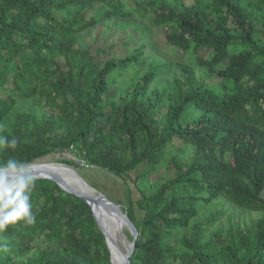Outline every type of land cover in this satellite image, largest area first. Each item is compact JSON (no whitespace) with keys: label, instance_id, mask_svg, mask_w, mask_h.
Here are the masks:
<instances>
[{"label":"trees","instance_id":"obj_1","mask_svg":"<svg viewBox=\"0 0 264 264\" xmlns=\"http://www.w3.org/2000/svg\"><path fill=\"white\" fill-rule=\"evenodd\" d=\"M0 135V161L133 181L132 264H264V0H0ZM32 203L0 264H113L83 198L36 178Z\"/></svg>","mask_w":264,"mask_h":264},{"label":"water","instance_id":"obj_2","mask_svg":"<svg viewBox=\"0 0 264 264\" xmlns=\"http://www.w3.org/2000/svg\"><path fill=\"white\" fill-rule=\"evenodd\" d=\"M63 157L65 154H62ZM55 167H59L58 172L54 171H31L35 178L51 179L58 183L64 190L83 198L92 207L94 216L99 224L100 229L103 231L109 249L111 250V259L113 264L114 254L119 256L120 264H132L131 258L135 250L136 241L139 236L138 228L135 223L130 219L128 214L121 208V206L108 198L104 193L91 186L85 181L79 171L65 163H51ZM44 164L32 163L27 165L31 167ZM62 172V173H60ZM118 223V225H116ZM109 224L116 225L115 228L119 229V237L121 245L118 243L115 236L110 232ZM127 229L132 239L129 243L125 244L124 231Z\"/></svg>","mask_w":264,"mask_h":264},{"label":"clouds","instance_id":"obj_3","mask_svg":"<svg viewBox=\"0 0 264 264\" xmlns=\"http://www.w3.org/2000/svg\"><path fill=\"white\" fill-rule=\"evenodd\" d=\"M15 138L0 135V150L15 149ZM36 178L25 162L14 158L0 161V231L23 221L27 225L37 222L33 210L32 193Z\"/></svg>","mask_w":264,"mask_h":264},{"label":"rangeland","instance_id":"obj_4","mask_svg":"<svg viewBox=\"0 0 264 264\" xmlns=\"http://www.w3.org/2000/svg\"><path fill=\"white\" fill-rule=\"evenodd\" d=\"M100 35L101 33L97 37L98 41L96 42V44L99 46H105L107 44L106 47H108L109 43L106 42L105 44L102 38L100 37ZM155 41L156 42H154L152 45H150L147 48V52L149 53L156 52V50H158L156 47V44H157L159 50L163 51L165 54L174 55L173 56L174 59L180 60L183 58L182 51L180 50L176 51L174 47H172L170 44L167 43L168 41L166 40V31L164 29H159L157 31V35H155ZM97 49H98L97 46L94 47L93 52L96 53ZM114 51L116 52L117 56H123V52H125L124 47L122 45L118 46L117 49L115 48ZM108 56H109V53L106 52V54L104 53V56H101V57L107 58ZM175 143L179 144L180 140L175 139ZM64 158H67L69 160H75L74 154H70V153H67V155ZM62 159H63L62 153H53V154H50L38 160L36 163L38 164L40 163H63ZM79 172L81 173L82 177L85 179L87 183H89L91 186L98 189L102 193H104L112 201L118 203L122 209L124 208V206H128L129 204V199H128L129 194H130L129 190H131V193H132L131 196L133 200L138 197L136 188L133 184V181L131 180H130L131 182H125L123 179L118 178L114 176L113 174H110L106 170L96 168V167L81 169ZM132 175L134 177L135 173H133ZM161 175H162V170L154 171L152 172L151 180L155 182L160 179ZM125 231H124V235H125L124 239L126 240V243L128 244V242L130 241V238L127 236ZM118 243L121 245L119 238H118Z\"/></svg>","mask_w":264,"mask_h":264},{"label":"bare ground","instance_id":"obj_5","mask_svg":"<svg viewBox=\"0 0 264 264\" xmlns=\"http://www.w3.org/2000/svg\"><path fill=\"white\" fill-rule=\"evenodd\" d=\"M40 164H44V165H41V166L35 165V166L31 167L30 170L31 171H54V172H58L60 170L59 167H55L51 163H40ZM60 173H62V172H60ZM116 225H118V223ZM116 225L113 226V225L109 224V229H110V232L115 236V238L118 241V238L120 240V237H119V229L115 228ZM120 243H121V240H120ZM125 244L127 245L126 240H125ZM113 260H114L115 264H120L119 256L117 254H114Z\"/></svg>","mask_w":264,"mask_h":264}]
</instances>
